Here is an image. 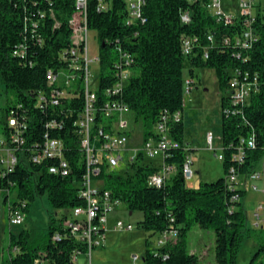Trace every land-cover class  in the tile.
Returning a JSON list of instances; mask_svg holds the SVG:
<instances>
[{
    "label": "trees",
    "instance_id": "obj_1",
    "mask_svg": "<svg viewBox=\"0 0 264 264\" xmlns=\"http://www.w3.org/2000/svg\"><path fill=\"white\" fill-rule=\"evenodd\" d=\"M144 1L142 17L127 24L125 0H107V10H99V0H89L88 20L99 40L100 89L115 83L121 52H127L133 59L132 75L119 97L129 105L144 138L152 134L155 123L163 115L170 116V132L180 147L171 151L173 156L166 157L167 162L182 163L185 144L191 154L194 150L191 145L195 140L189 129L197 118V111L184 107L185 61L190 65L194 87L200 84L196 68L216 70L221 88H227L232 70L239 69L258 76L259 92L242 112H223L219 127L214 129L223 146L221 161L225 177L188 187L182 175L177 174L163 187H157L148 183L156 167L143 163L140 153L138 160L123 171H109L103 166L96 179L103 181V188L111 192L112 199L124 202L131 212H143L141 226L145 231H178L176 241L146 248L145 264H197L198 255L190 253L186 246V235L193 223L214 230L217 264H237L240 249L250 238L258 247L250 262L255 264L256 256L257 259L264 256V228L256 231L249 227L246 191L239 187L231 189L227 178L232 169L240 175L248 173L264 155V7L259 4L253 23L258 40L251 49L239 50L232 42L225 44L224 39L240 32L243 20L225 24L224 19L206 10L209 0ZM184 10L192 15L188 24L181 20ZM75 11V0H0V79L14 98L7 101L5 108L9 109L15 102L24 103L23 108L31 116L30 129L35 130L33 139H42L45 122L53 117L51 112L36 108L34 95L47 88L48 69L61 63L59 52L72 44L70 20ZM210 34H214L215 44L209 40ZM186 37L193 40L189 57L182 51ZM205 49L208 57L204 56ZM225 102L222 96V107ZM79 105H75L76 112L80 110ZM177 112L181 117L174 120L172 116ZM75 116L74 113L63 129L54 133L64 140L71 172L66 176L49 173L52 158L44 159L42 164H19L2 184L6 192L18 189L17 201L9 204V219L12 209L21 206L27 214L31 202L44 194L56 209L85 205L76 184L87 170L80 137L73 127ZM100 124L95 123V130L101 129ZM252 135L254 146L241 143ZM241 151L239 159L236 156ZM6 192L5 202L9 199ZM62 222L63 218L52 215L43 233H32L29 229H22L18 234L10 232L9 256L2 259V264H34L40 253L52 264H74L71 253L79 244L67 234ZM56 234H60V239H54Z\"/></svg>",
    "mask_w": 264,
    "mask_h": 264
},
{
    "label": "built area",
    "instance_id": "obj_2",
    "mask_svg": "<svg viewBox=\"0 0 264 264\" xmlns=\"http://www.w3.org/2000/svg\"><path fill=\"white\" fill-rule=\"evenodd\" d=\"M125 1L127 24H130L142 17L145 1ZM88 3L89 0H75L76 11L70 20L72 44L59 52L61 63L57 67L48 69L47 88L37 91L34 95L36 108L51 112L53 115L45 122L42 139H33L35 130L30 129L31 116L23 108L24 103L15 102L9 109L4 106L0 110V196L5 195L6 189L2 184L7 175L14 173L18 165L22 163L42 164L44 154H52L53 163L48 165L49 173L66 176L71 172L65 156L64 140L54 133L61 131L66 121L74 113L76 115L73 127L80 137V147L87 170L83 179L76 184L79 187V196L85 199V205L65 209L66 217L62 222L64 229L69 232L67 234L79 244V248L71 253V261L74 264L77 263L80 255L85 254L91 257L95 249L104 247L110 214L120 202L118 199H112L111 192L103 188L102 180L96 179L100 176L103 166L109 171L119 170L123 165L129 168L142 153L143 163L156 167V170L148 177L150 185L163 187L177 174H181L186 183L195 176L194 157L187 144L183 147L185 155L182 163H170L165 160L166 157L173 156L171 152L173 149L180 147L171 135L168 115H163L162 119L155 123L153 132L147 139L142 134L141 143L131 145L133 130L127 116V112H131V109L127 102L119 97L132 75L130 66L133 59L129 53L121 52V59L116 65V81L113 85L104 90L100 89L99 84L98 87L92 86L95 78L92 67L98 66L100 73V55L98 53L91 56L90 52V34L95 31L89 27ZM261 3L262 0H239L237 3L236 0H209L205 8L211 15L224 19L225 24H233L238 19L243 20L242 30L233 37H226L224 43L232 42L239 50H248L258 40L253 23L257 13L256 6ZM235 4L237 6L234 8ZM108 7L107 0H99V10H107ZM181 20L183 23H190L191 12L184 10ZM143 21H145L144 18ZM209 40L212 44L216 43L214 34L209 35ZM182 51L185 57L192 54V39L187 37L183 39ZM204 56L208 57L207 49ZM258 81V76H251L248 71L232 70L227 86L228 93L225 95L226 102L223 107L221 106V114L242 112L243 108L250 103L252 96L259 92ZM187 82L189 93L194 89V83L190 79ZM102 97L103 101H101ZM76 104H80V110L77 112ZM180 117V112L172 116L174 120ZM95 123H102V130H95ZM219 140L215 130L207 131L208 148L214 151L218 159L223 160V146L218 147ZM245 142L248 146H254L253 135L247 140H241L242 144ZM218 149H220L219 152ZM242 153L241 151L236 157L241 159ZM157 160L158 162H155ZM261 162V171L256 170L250 173L252 181L264 178V155ZM240 176L232 169V174L227 178L231 189L238 187ZM94 181L102 183L95 185ZM6 193L8 197H11L12 192ZM235 199H238V196H235ZM263 211L264 203H261L255 213L256 226L264 222ZM25 218L26 213L23 208L16 207L10 213L9 223L10 225L23 224ZM114 228L129 231L134 226L117 220ZM159 234L158 247H162L170 241H176L179 233L177 230H172ZM54 239H60V234H56ZM34 264L52 263L40 253Z\"/></svg>",
    "mask_w": 264,
    "mask_h": 264
},
{
    "label": "rangeland",
    "instance_id": "obj_3",
    "mask_svg": "<svg viewBox=\"0 0 264 264\" xmlns=\"http://www.w3.org/2000/svg\"><path fill=\"white\" fill-rule=\"evenodd\" d=\"M239 0H236V3ZM264 7V0L261 3ZM237 4L233 7L235 8ZM259 5L256 6V11ZM90 52L91 56L99 53V40L97 33L90 34ZM188 61H185L183 68V79L185 81L184 106L197 111V118L190 126L191 133L196 137L191 147L194 157L195 176L187 181L188 187H198L201 182H213L221 177H225L222 161L218 159L214 151L210 150L206 142V133L209 129L219 127L221 97L228 93L227 88L219 86L217 72L214 69L196 68L195 75L200 79V84L188 93V80L191 77ZM95 75L92 86L98 87L99 67L94 65ZM13 93L7 91L0 79V110L6 105L7 101H13ZM131 121L133 134L131 136V145L140 144L142 141L143 129L133 119L132 112H127ZM220 147V146H218ZM220 149H218V152ZM155 162H158L155 161ZM123 165L118 171L125 170ZM101 181H94L98 185ZM101 185V184H100ZM240 186V185H238ZM18 189H13L11 197L5 202V197L0 196V264L2 259L9 256V235L10 232L18 234L22 229H29L32 233H43L49 226L52 215L58 218H64L66 210L56 209L51 204L48 195L37 196L29 206V211L23 224L10 225L8 218L9 204L17 201ZM257 202L249 201L246 206L248 212V223L252 224L253 213ZM117 220L131 223L134 228L129 231H120L114 228ZM143 212L135 210L131 212L127 209L124 202L120 201L110 214L107 224L106 241L104 247L97 248L91 255L82 254L79 256L77 264H145L143 254L146 248H157L159 244V233L145 231L141 226ZM250 228L259 231L260 226L255 224ZM216 235L213 229L204 228L201 224L193 223L186 235V246L190 253H195L199 257L197 264H217L215 258ZM258 247L254 239H247L238 254L237 264H250ZM14 253L15 250L12 249ZM255 264H264V256L254 260Z\"/></svg>",
    "mask_w": 264,
    "mask_h": 264
},
{
    "label": "crops",
    "instance_id": "obj_4",
    "mask_svg": "<svg viewBox=\"0 0 264 264\" xmlns=\"http://www.w3.org/2000/svg\"><path fill=\"white\" fill-rule=\"evenodd\" d=\"M222 106V105H221ZM185 107V106H184ZM189 109V108H186ZM191 109V108H190ZM220 115H221V109H220ZM190 130V129H189ZM210 130V129H209ZM208 130V131H209ZM191 137L196 141V137L191 133ZM219 145L220 148L222 147L221 141L219 140ZM262 168V162L261 160L256 163L250 170L248 173L242 174L240 176V186H238L241 189H244L246 191V199H245V206L248 205L249 201L254 200L257 202V205L255 207V211L253 213V221L252 224H249V227L252 225H254L256 223V219H255V213L258 210V206L261 203H264V178L259 179V180H255L252 181L250 179V173H253L254 171H261ZM254 186L256 188H254ZM263 216H264V211L262 212ZM261 228H264V222H262L260 224ZM156 234V233H154ZM107 238V236H106ZM93 254V253H92ZM92 257V256H91ZM91 257H90V262H91ZM79 260V258H78ZM78 262V261H77ZM77 264V263H76ZM91 264V263H90Z\"/></svg>",
    "mask_w": 264,
    "mask_h": 264
},
{
    "label": "bare ground",
    "instance_id": "obj_5",
    "mask_svg": "<svg viewBox=\"0 0 264 264\" xmlns=\"http://www.w3.org/2000/svg\"><path fill=\"white\" fill-rule=\"evenodd\" d=\"M99 128H101L99 130H102V124H100ZM46 158H52V154H44V159Z\"/></svg>",
    "mask_w": 264,
    "mask_h": 264
},
{
    "label": "water",
    "instance_id": "obj_6",
    "mask_svg": "<svg viewBox=\"0 0 264 264\" xmlns=\"http://www.w3.org/2000/svg\"><path fill=\"white\" fill-rule=\"evenodd\" d=\"M104 45V44H103Z\"/></svg>",
    "mask_w": 264,
    "mask_h": 264
}]
</instances>
